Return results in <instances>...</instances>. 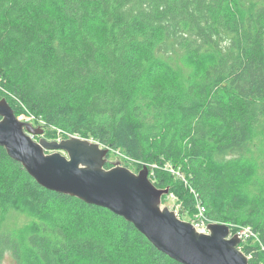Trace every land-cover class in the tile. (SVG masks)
I'll use <instances>...</instances> for the list:
<instances>
[{
	"label": "trees",
	"instance_id": "1",
	"mask_svg": "<svg viewBox=\"0 0 264 264\" xmlns=\"http://www.w3.org/2000/svg\"><path fill=\"white\" fill-rule=\"evenodd\" d=\"M3 98L49 140L149 167L182 217L199 202L209 221L250 228L241 250L264 264V0H0ZM0 247L19 264H180L2 147Z\"/></svg>",
	"mask_w": 264,
	"mask_h": 264
},
{
	"label": "water",
	"instance_id": "2",
	"mask_svg": "<svg viewBox=\"0 0 264 264\" xmlns=\"http://www.w3.org/2000/svg\"><path fill=\"white\" fill-rule=\"evenodd\" d=\"M45 131L21 120L6 98L0 100V147L43 188L110 210L180 264H251L230 226L211 223L209 233H201L162 208L170 189L151 181L149 167L138 173L119 165L107 169L111 148L78 136L36 141Z\"/></svg>",
	"mask_w": 264,
	"mask_h": 264
},
{
	"label": "rangeland",
	"instance_id": "3",
	"mask_svg": "<svg viewBox=\"0 0 264 264\" xmlns=\"http://www.w3.org/2000/svg\"><path fill=\"white\" fill-rule=\"evenodd\" d=\"M19 118L21 120H23V121L31 122L37 127L42 126L43 128H45L46 131L50 130L49 127H44L43 125H36L32 121V117L29 116V115H22ZM56 137H57L56 139L49 140V139H47L46 133H45L44 136H35L34 138H35L36 141H39L41 138H45V139H47L49 141L67 139V138H63V136H60L59 134H57ZM109 161H110L109 163L112 165L111 168L116 166V165H119V166H123V167L129 168L134 173H138L142 169L141 168L138 172H135L134 169H133L134 165H132L131 163H127L126 158L120 153H117V154L116 153H112L110 155V157H109ZM150 173H151V169H150ZM165 207H168L170 210L175 211L178 214V216L180 214H183L182 213L183 212V205H182V203L179 202L178 196L175 193H170L169 195H166V196L163 197L162 208H165ZM195 209H196V212H195L193 217H188V216L182 217L180 215L179 218L184 220V221L191 222V223L196 222V220L198 218V209H197V207ZM18 221L23 223L24 219L21 217V218L18 219ZM226 225H228V226L230 225L231 232L234 233L233 232L234 230L231 227L232 224H226ZM9 230L11 231V229L9 227V224H7V226H5L6 233H8ZM252 245H255V244L253 243ZM241 246H242V243H241V245L239 247L240 249H241ZM243 250H245V245H244V247H243V249L241 251H243ZM248 257L251 258V256H249V255H248ZM0 264H19V262L16 259V257L14 256L13 251H11L8 247H5L4 249H2L0 247ZM251 264H254V263L252 262Z\"/></svg>",
	"mask_w": 264,
	"mask_h": 264
},
{
	"label": "built area",
	"instance_id": "4",
	"mask_svg": "<svg viewBox=\"0 0 264 264\" xmlns=\"http://www.w3.org/2000/svg\"><path fill=\"white\" fill-rule=\"evenodd\" d=\"M198 209V218L196 222L192 223L199 232L201 233H209L208 231V225L214 222L209 221V219L206 216V208L198 202L197 204ZM231 232V236L237 234L241 240L242 243L245 242L248 238L254 237L255 239H258V237L253 233V231L250 228L240 227L237 231ZM264 250V247H263Z\"/></svg>",
	"mask_w": 264,
	"mask_h": 264
}]
</instances>
